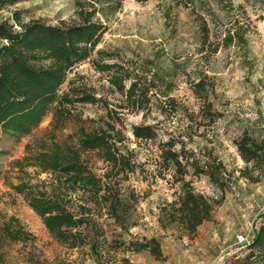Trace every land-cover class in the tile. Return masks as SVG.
Returning a JSON list of instances; mask_svg holds the SVG:
<instances>
[{
	"label": "rangeland",
	"instance_id": "rangeland-1",
	"mask_svg": "<svg viewBox=\"0 0 264 264\" xmlns=\"http://www.w3.org/2000/svg\"><path fill=\"white\" fill-rule=\"evenodd\" d=\"M263 1L190 0L185 8L172 0H123L120 11L107 22V32L92 60L101 66L116 65L120 75H138L144 81L148 102L144 100L145 110L141 112L119 109L123 98L107 82L108 74L97 71L91 62L80 63L68 74L62 90L74 80L98 99L95 105L78 107L83 118L98 120L100 124L105 107L118 114L128 148L137 159V173L123 184L139 198L132 210V221L137 224L130 232L137 239L157 238L164 260L156 261L147 253H140L128 256L131 264H232L243 258L245 246L263 223L264 170L254 171L260 179L258 183L240 178L238 171L245 164L233 144L243 132L264 141ZM15 12L21 14L23 22L40 20L57 25L74 18V5L73 0H0V23L12 25ZM203 22L209 39L201 50ZM228 30L243 35L244 47L236 41L227 48L221 46ZM197 75H206L213 85L210 102L218 115L214 124L205 122L200 128L185 114H196L200 107L189 87V81ZM124 83L126 88L128 82ZM164 95L175 100V110L170 111ZM50 121V116L45 117L37 129L19 142L0 132V236L3 225L13 217L35 238L33 241L24 237L25 242L20 243L0 241V264H94L86 250H68L52 240L39 218L7 186L17 183L18 174L11 164L25 155L26 145L45 134ZM141 125L155 128L156 145L174 139L179 149L182 141L185 151H192L201 164L206 156L213 155L231 172L224 181V191L203 176L190 178L197 193L218 201L211 220L192 236L175 225L163 231L158 224L159 207L173 200L178 186L169 174L164 179L153 178V171L160 169L158 151L154 144L136 141L131 135L132 127ZM75 128L69 124L58 138L62 140ZM195 133L202 136H194ZM87 158L93 171L100 175L103 163L93 154ZM237 237H247L246 244L239 243Z\"/></svg>",
	"mask_w": 264,
	"mask_h": 264
},
{
	"label": "trees",
	"instance_id": "trees-1",
	"mask_svg": "<svg viewBox=\"0 0 264 264\" xmlns=\"http://www.w3.org/2000/svg\"><path fill=\"white\" fill-rule=\"evenodd\" d=\"M172 1L187 8L190 0ZM122 3L123 0H73L74 18L57 25L40 20L23 22L19 12L13 13L12 25L0 23V132L19 142L37 129L45 117H51L45 134L26 145L25 155L11 164L18 174L17 183L7 186L39 218L52 240L68 250H86L94 264H131L128 256L140 253H147L156 261L164 260L157 238L137 239L130 232L137 224L132 221V210L139 198L123 184L137 173L138 165L135 153L128 148L121 117L105 107L100 124L92 118L84 119L78 107L95 105L98 99L74 80L62 90L68 74L89 61L97 71L108 74L107 82L123 98L119 109L145 110L148 88L138 75H120L116 65L101 66L92 60L107 32V22L120 11ZM202 37L201 50L209 39L204 22ZM243 38L237 30H228L221 46L227 48L236 41L244 47ZM148 83L150 87L152 81ZM189 87L200 107L196 114L185 112L186 118L194 120L197 128L205 122L214 124L218 115L210 102L214 89L208 77L197 75L189 81ZM163 97L167 98L170 111L175 110V100ZM69 124L75 130L60 140L58 136ZM131 135L136 141L154 144L158 151L160 169L153 171V178L164 179L169 174L178 186L173 200L159 207L160 228L165 231L175 225L192 236L211 220L218 201L197 193L190 178L203 176L224 191V181L231 172L213 155L206 156L201 164L192 151H185L182 141L179 149L174 139L156 145L157 131L152 125L133 126ZM233 144L245 164L238 171L239 177L258 183L260 179L254 171L264 170V141L243 132ZM89 154L103 163L100 175L91 168ZM24 237L35 240L13 217L1 229L0 241L20 243L25 242ZM118 256H122L120 261ZM232 264H264V219L245 246L243 258Z\"/></svg>",
	"mask_w": 264,
	"mask_h": 264
},
{
	"label": "built area",
	"instance_id": "built-area-1",
	"mask_svg": "<svg viewBox=\"0 0 264 264\" xmlns=\"http://www.w3.org/2000/svg\"><path fill=\"white\" fill-rule=\"evenodd\" d=\"M238 238V242L239 243H243V244H246L245 242L247 241V237H237ZM184 244H186V242L184 241ZM199 264H202V263H199Z\"/></svg>",
	"mask_w": 264,
	"mask_h": 264
},
{
	"label": "crops",
	"instance_id": "crops-1",
	"mask_svg": "<svg viewBox=\"0 0 264 264\" xmlns=\"http://www.w3.org/2000/svg\"><path fill=\"white\" fill-rule=\"evenodd\" d=\"M139 255V254H138ZM137 256V255H136Z\"/></svg>",
	"mask_w": 264,
	"mask_h": 264
}]
</instances>
